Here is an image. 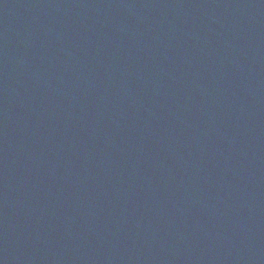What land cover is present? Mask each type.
<instances>
[{
    "label": "water",
    "instance_id": "95a60500",
    "mask_svg": "<svg viewBox=\"0 0 264 264\" xmlns=\"http://www.w3.org/2000/svg\"><path fill=\"white\" fill-rule=\"evenodd\" d=\"M0 264H264V0H0Z\"/></svg>",
    "mask_w": 264,
    "mask_h": 264
}]
</instances>
